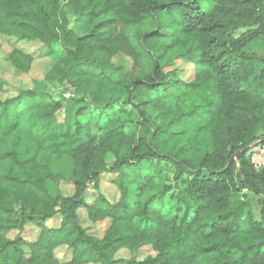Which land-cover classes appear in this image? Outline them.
Here are the masks:
<instances>
[{
    "label": "trees",
    "instance_id": "1",
    "mask_svg": "<svg viewBox=\"0 0 264 264\" xmlns=\"http://www.w3.org/2000/svg\"><path fill=\"white\" fill-rule=\"evenodd\" d=\"M0 35L57 44L43 80L70 92L46 101L34 79L0 97V264H264V165L244 155L264 147V0H0ZM6 59L20 74L33 56ZM243 189L262 196L259 217ZM80 210L109 222L101 236Z\"/></svg>",
    "mask_w": 264,
    "mask_h": 264
},
{
    "label": "rangeland",
    "instance_id": "2",
    "mask_svg": "<svg viewBox=\"0 0 264 264\" xmlns=\"http://www.w3.org/2000/svg\"><path fill=\"white\" fill-rule=\"evenodd\" d=\"M202 5L204 7H208L212 4L213 0H200ZM71 27L74 28V30L81 34L83 32H86L87 28V22L85 18H82L79 21H75L71 24ZM244 29L237 30L235 32V36H238ZM17 46L19 48H22L24 51L31 53L33 56V61L31 64V68L29 72L27 73H16L13 68L8 63L6 57L8 52L14 47ZM257 53L264 54V51L255 49ZM61 53V50L59 49L57 44H53L52 47L48 48L46 45L41 44L40 42H27V41H15L12 38H9L4 35H0V82H2L3 89H0V97L4 98L7 96H13L17 94L19 89L26 88L32 86V80H40L39 84L37 85V90L43 94L42 99L46 101H54V100H63L64 98H67L70 96V92L65 90L61 84H59L56 81H44L43 77L45 72L48 70L50 65L52 64L53 60ZM176 67H180L181 71L180 73L185 76V78L192 77L193 74V66L191 64H182L180 61L175 62ZM59 118L62 119V114H59ZM70 120V119H69ZM23 140L21 141L18 137V141L20 142V145L22 149H27L30 147V141L25 136V133H22ZM256 154H259L260 156H264V148L262 145L258 143V141L251 144L249 147L245 149V157L249 159V162L254 166L252 157ZM22 155L26 156L27 154L22 151ZM236 157H234L235 159ZM236 160V166L239 168L240 164L237 159ZM56 159H51L50 165L52 167L60 168L61 166H64L67 168L69 166V163L65 162H57ZM4 164L2 160H0V172L4 170L3 168ZM263 166V165H262ZM111 174H104L102 176L101 182H100V188L99 192L103 194L107 199L110 201H115L118 197V192L115 188V186L111 183L112 180ZM255 189H258V186H255ZM62 193L66 194L71 191V185L69 182H62L60 185ZM255 189H243L240 193H238L236 196L240 198L246 199L254 212V215L256 217H259V212L263 206L262 202V196L260 194L255 193ZM88 198L89 200H92L91 196H93L92 188L88 190ZM80 216L83 219V225L90 231L91 233H94L97 236H101L104 232V230L107 228L109 222L102 221L97 223H92L86 219V212L84 210H80ZM57 220H50L47 224L53 225L56 224ZM38 233L37 228L33 226H28L25 229L24 235L28 239H35L36 235ZM13 234V233H12ZM152 253L150 248L145 246L141 249V251L138 254V258L143 257L144 255ZM56 254L58 258L61 261H69L70 260V252L66 251L64 248H59L56 251ZM117 256L122 257H129V253L126 251H120Z\"/></svg>",
    "mask_w": 264,
    "mask_h": 264
},
{
    "label": "built area",
    "instance_id": "3",
    "mask_svg": "<svg viewBox=\"0 0 264 264\" xmlns=\"http://www.w3.org/2000/svg\"><path fill=\"white\" fill-rule=\"evenodd\" d=\"M264 148V147H263ZM254 168L260 169L262 165H264V156H260L259 154H256L252 157Z\"/></svg>",
    "mask_w": 264,
    "mask_h": 264
},
{
    "label": "water",
    "instance_id": "4",
    "mask_svg": "<svg viewBox=\"0 0 264 264\" xmlns=\"http://www.w3.org/2000/svg\"><path fill=\"white\" fill-rule=\"evenodd\" d=\"M231 160L234 161V158L232 157Z\"/></svg>",
    "mask_w": 264,
    "mask_h": 264
}]
</instances>
